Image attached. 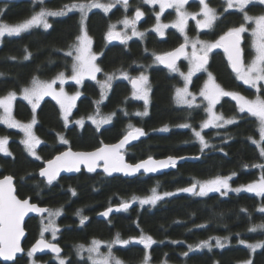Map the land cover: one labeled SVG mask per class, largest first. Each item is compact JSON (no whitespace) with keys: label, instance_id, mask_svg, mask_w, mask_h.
I'll list each match as a JSON object with an SVG mask.
<instances>
[{"label":"trees","instance_id":"16d2710c","mask_svg":"<svg viewBox=\"0 0 264 264\" xmlns=\"http://www.w3.org/2000/svg\"><path fill=\"white\" fill-rule=\"evenodd\" d=\"M74 2L84 3L87 0H44L43 5L37 0L0 3V23L17 24L39 12L41 7L56 11ZM206 2L216 10L218 19L211 28L200 32L190 22V36L198 35L202 39L215 41L229 29L244 23L243 13L238 10L225 11L224 0ZM129 7L126 11L120 4L108 13L93 10L88 14L86 29L92 38L93 50L98 55L97 62L102 75L97 80L85 79L81 84H66L68 93L80 94L69 116L70 124L67 123L66 127L57 101L50 96L40 101L35 111L34 132L42 141L37 147V155L41 159L37 160L25 150L21 143L24 139L22 131L0 123V138H8L7 147L11 153V156L0 154V177L12 175L15 178L19 197H30L33 202L53 211L61 210L56 221L59 231L54 243L63 248L60 256L69 264H92L87 259V252L78 255L77 246H87L93 240L108 243L117 234L125 240L142 234L151 236L156 243L147 250L150 264H241L249 259L252 264H264V247L257 248L254 252L246 247L247 244L264 243V230L249 231L253 225L264 223V213L257 211L264 203V197L246 191L229 190L226 195L211 192L206 196L178 191L197 181H208L217 176H231V189L259 180L264 174V168L253 165L264 164V157L260 156L259 148L249 139L260 140L256 118L247 113H239L237 102L231 97H223L216 106L217 111L227 119L235 118L236 122L221 128L202 130V136L209 147L201 151V144L195 137L194 130L199 131L206 119V106L179 105L175 98L176 89L183 86L184 80L179 73L161 67L154 61L153 55L169 52L183 42V35L173 28L168 29L163 37L150 30L155 22L154 12L143 5L147 15L138 29L144 35L132 38L126 44L108 41L106 33L109 25L119 28V21L125 16L132 17ZM188 9L198 11L199 2H190ZM245 11L250 16L261 15L264 13V6L259 3L250 4ZM172 18V11L163 16L164 20ZM49 21L51 27L48 29L34 27L20 36H6L2 39L0 97L11 91L21 94L22 88L30 86L33 77L51 81L61 72L65 76L72 75L73 57L66 56L65 53L80 34V13L50 16ZM249 40L247 36L242 39L244 60L252 55ZM29 53L30 58L24 59ZM178 66L183 72L187 71L184 59ZM207 70L226 91L237 92L248 99H254L256 95L264 97L263 83H260L261 90L257 93L256 89L237 79L222 48L211 52ZM123 72L132 77L141 73L148 77L150 95L147 108L143 100L132 97L134 90L130 80L121 74ZM106 74H112L114 78L111 87L104 91L102 97L97 81H104ZM206 78V73L195 75L192 90L198 92ZM145 110L146 115H137ZM33 115L31 104L17 97L13 104V116L16 120L29 123ZM109 115L112 116L111 121L101 124L99 128L89 120L90 117L99 120ZM79 120L83 121L82 125L76 123ZM183 124L191 127H179ZM129 125L143 128L146 133L141 141L125 151L129 161L168 156H191L197 159L185 161L177 169L161 176L140 175L130 179L82 170L74 176L56 179L50 185L40 178L39 170L44 163L61 151L67 148L77 151L93 150L102 143L117 142L131 130ZM165 126L168 131H160ZM61 135L68 141L67 144L60 142ZM153 188L158 193L174 195L164 196L154 206L141 205L139 200L132 202L133 197L148 196ZM73 190L75 195L72 194ZM122 202H129L131 206L106 219L98 217L103 210ZM78 211L80 215H77ZM81 216L88 218L83 225L80 223ZM42 218L33 217L26 222V249L40 238ZM51 236V233L44 234V239ZM225 237L228 238L226 241L223 239ZM213 238H221L225 247H216ZM241 240L245 244H241ZM201 241H210L213 247L210 250L202 248L188 251L189 245L195 246ZM105 249L108 251V248ZM112 251L122 264H142L146 250L140 244H117ZM185 252H188L187 256L183 255ZM36 258L46 264H59L53 255ZM12 264H28V258L23 256Z\"/></svg>","mask_w":264,"mask_h":264},{"label":"snow or ice","instance_id":"6c2138e0","mask_svg":"<svg viewBox=\"0 0 264 264\" xmlns=\"http://www.w3.org/2000/svg\"><path fill=\"white\" fill-rule=\"evenodd\" d=\"M40 5L44 4V0H37ZM146 4H159L160 12L156 14L157 23L154 27V31L163 35V29L167 27L176 28L182 34L185 33L187 22L189 18L195 19V13H189L185 10V5L189 0H142ZM259 3L264 5V0H226V9L235 8L239 12L243 13V21L240 26L233 27L219 36L214 42H204L200 40L191 41V53L186 51L189 44V39L185 35V43L181 44L174 51H170L164 54H155L154 61L164 65L170 72L179 73L181 78L184 80V87L176 89V102L178 104H187L192 107L195 97L188 90V84L191 81V77L201 71H206V64L208 62V53L212 49L222 48L227 54V58L232 70L236 73L237 79L243 81L244 84L251 86L256 89L257 93L260 92V82H264V13L259 16H250L246 7L250 4ZM116 4H121L125 10L129 7L128 0H112V2L104 3L101 0H87V2L80 3L74 2L69 5H64L60 10H48L41 7L39 12H35L28 19L17 23L15 25H9L7 23H0V40L4 37L20 36L22 33L28 32L34 27H43L48 29L51 25L48 23V17L65 16L68 12L73 10L79 11L80 13V34L75 38V42L70 45V50L65 53L66 56L73 57L72 62V75L71 79L77 84H80L86 77L92 80H96V74L101 72L102 69L95 63L97 56L92 51V38L89 36L85 21L87 19L89 11L92 9H101L104 13L111 11ZM199 4L202 5L201 14L203 19L197 20V26L202 29H208L213 26L214 21L218 19V14L216 10L211 8L206 0H199ZM166 8H174L176 11V20L171 25H165L160 23V15L164 12ZM2 15V13H0ZM143 12L137 8L135 11V16L133 18H125L119 23H122L125 27L131 28V36L142 37L144 33L139 32L136 29V23L143 16ZM254 25L251 27V37L252 43L251 47L254 49V58L247 64H244L242 58V49L240 47L242 34L249 31L247 25ZM115 25H109L108 32L106 33V39L108 41L119 40L121 43L126 44L131 36L126 32L121 33L115 31ZM200 45L198 48L197 45ZM27 51V50H26ZM30 53L24 57V59L30 58ZM184 57L189 61V71L187 74L180 72L177 66V60ZM125 79H129L133 86V95L138 99H143L145 103V108L148 104V77L141 73L138 77H130L126 72L121 73ZM114 76L112 74H106V79L104 81H97L101 88V96L103 97L104 91L111 87V81ZM57 81L61 85L65 83V75L63 72L59 73L57 77L53 78L51 81H41L37 77H33L30 86L22 88L21 95L22 98L28 101L32 106L33 119L26 124L16 121L12 116V102L16 99L17 93L14 91L9 92L5 97L0 98V108H3V114H0V123L6 124L9 128H19L24 134L25 138L21 141L24 144L25 150L30 156L35 157L37 160L41 159L37 153L36 148L42 143V141L34 134L33 126L36 124L35 111L40 104V101L46 96H50L57 101L60 105V109L63 114V119L65 121V127L68 123V116L71 109L75 106L74 102L80 95L76 93L75 95L68 96L63 87L57 90L54 85ZM200 96L207 101L205 111L208 114V118L202 123L201 129L208 127H223L227 124H233L236 122L235 118L225 119L222 114H217L214 109L215 106L220 102L222 97H231L237 102L236 106L239 113H247L251 117H255L258 122V129L260 133V140H252V143L259 148V153L261 157H264V97L261 95H256L254 99H248L245 96L237 93L226 91L212 77L211 73H208V81L205 83L204 87L200 91ZM192 97V99H188ZM99 103V101L97 102ZM144 113H137V115H146ZM93 122L97 125V128L101 124L109 123L112 116L109 115L102 119H96L91 117ZM77 124L83 123L82 120L76 121ZM179 127H191L188 124L179 125ZM131 129L123 138L115 144H101L100 147L96 148L91 152H73L71 150L61 152L56 155L53 159L45 162V167L40 169L39 175L45 177L47 183L50 185L53 181L57 179L62 171L67 172H79L80 166L85 165L88 172L96 171L97 167H103V171L111 175L114 172H122L125 175H133L135 173L143 170L144 172L151 173L156 172L159 169L176 167L177 159L168 157L165 160L156 161L149 157L147 160L136 163L135 165L128 164L125 162V157L123 155L122 149L131 140H136L141 136L146 135V133L139 128H133L129 125ZM160 131H168V127L160 129ZM195 137L199 140L201 144V151L204 148L209 147L208 143L205 141L204 137L201 135V131L194 130ZM59 140L62 144H67L68 141L61 135ZM8 138H0V153L11 156L8 151ZM245 167H248L245 165ZM253 167L264 168V164L253 165ZM235 175V173H233ZM229 177L217 176L214 179L192 183L189 187L179 189L178 191L190 192L199 196H206L211 192H220L222 195L226 192L224 190H231L235 192L246 191L248 193H254L256 196L264 197V174H262L259 180L249 183L245 186L239 188L231 189L229 185ZM197 186H199V191H196ZM152 194L144 198L133 197L132 202L139 200L141 205H155L157 201L163 199L164 196L174 195V193H164L163 196L159 195L155 188L151 190ZM75 195V191L72 192ZM129 202H122L115 210H127L130 207ZM258 212L264 213V203L257 209ZM113 212V208L109 207L103 213L102 216L108 217L109 214ZM29 213L43 214L47 213V217H43L41 220V231L40 238L36 243L27 251L26 255L31 258L37 252H42L45 249L50 250L52 253L56 254V259L59 264H69L68 261L60 257L61 249L57 244L51 243L44 239L45 232H51L52 238H56V234L59 228L56 225V217L61 215V210L57 209L55 211L51 209L41 208L38 205L31 203L30 198L20 199L16 194V188L14 186V177L11 175L4 176L0 179V258L4 261H14L18 253L23 252L21 247V238L24 236V230L22 227V222ZM80 215V212H77ZM44 219H47V223H44ZM88 218L81 216L80 223L83 225ZM257 229L264 230V223L253 225L249 228L250 232H255ZM216 241L215 246L219 248L225 247V244L221 242V238H213ZM225 241L227 237L223 238ZM137 243L143 245L146 250L143 258L142 264H150V255L147 250L151 248L156 241L149 235H140L139 237H130L129 239H121L120 235L117 234L116 237L108 242L107 253L100 252V246L102 244L99 240H93L91 245L85 248L84 245L77 246L78 255L82 252H87V259L92 262V264H122L120 259H118L112 248L114 245L128 246L130 244ZM177 243V242H174ZM241 244H245V241L241 240ZM213 247L210 241H201L199 244L193 246H188V251H194L196 249L208 248L209 250ZM246 247L251 251H255L257 248L264 247V243L257 242L255 244H247ZM187 256L188 252L183 253ZM34 264V262H33ZM242 264H252L251 259L242 262Z\"/></svg>","mask_w":264,"mask_h":264},{"label":"rangeland","instance_id":"374dc122","mask_svg":"<svg viewBox=\"0 0 264 264\" xmlns=\"http://www.w3.org/2000/svg\"><path fill=\"white\" fill-rule=\"evenodd\" d=\"M112 1V0H111ZM193 1H197V2H199V0H189V2L185 5V10L187 11V12H189V13H195V14H197L196 15V18L195 19H192V18H189L188 19V22H187V26H186V29H185V33H181L180 31V33L183 35V42L182 43H185V35L188 37V39H189V44H188V53H191V51H192V48H191V41H194V40H200V41H204V42H214V41H208V40H206V39H202V38H200L198 35L197 36H190L189 34H188V29H189V23L190 22H193L194 23V25H195V27H196V31L197 32H200V31H203V30H208V29H202V28H199L198 26H197V20H200V19H203V16H202V14H201V8H202V5H200L199 4V10L198 11H195V12H193V11H190L189 9H188V4L190 3V2H193ZM207 1V0H206ZM225 1V4H226V0H224ZM102 2V1H101ZM105 3V2H104ZM108 3V2H107ZM146 4V3H145ZM117 5H120V4H116L115 5V7L117 6ZM146 5H148V7H150L151 9H153V12H154V17H155V22H154V25L152 26V27H150V30H153L154 29V27H155V25H156V23H157V20H156V14L157 13H159L160 12V6H159V4L157 3V4H146ZM264 6V5H263ZM115 7H113V8H115ZM112 8V9H113ZM212 8V7H211ZM111 9V10H112ZM214 9V8H213ZM93 10H101V9H92L91 11H93ZM128 10V8L126 9V11ZM228 10H237V9H235V8H232V9H228ZM91 11H89V13L91 12ZM102 11V10H101ZM134 11H136V9L134 10ZM168 11H172V13H173V18L171 19V20H164L163 19V16L165 15V13H167ZM71 12H79V11H76V10H73V11H71ZM110 12V11H109ZM69 13V12H68ZM88 13V14H89ZM217 13V12H216ZM257 16H259V15H257ZM134 16H133V14H132V17H128V18H133ZM145 18V14L143 15V19ZM176 18H177V16H176V11H175V9L174 8H166L165 10H164V12L160 15V23L161 24H165V25H171L173 22H175V20H176ZM3 23V22H2ZM48 23L50 24V21H49V17H48ZM9 25H15V24H9ZM138 21H137V23H136V29L139 31V32H142L143 33V31L142 30H139L138 29ZM116 26V25H115ZM119 28L116 26L115 27V31H117V32H121V33H124V32H126L129 36H131V28H127V29H125V27H124V25L122 24V23H120L119 24ZM254 25H251V24H249V25H247V27L249 28V31H247V32H245V33H243L242 34V39L243 38H245L246 36H247V38L248 39H250L249 40V43H250V45H251V43H252V37H251V27H253ZM42 27V26H41ZM43 28V27H42ZM170 28H173V27H167V28H164L163 29V35H160L158 32H156L159 36H161V37H163V36H165V34H166V31L168 30V29H170ZM173 29H176V28H173ZM177 30V29H176ZM145 31V30H144ZM154 31V30H153ZM178 31V30H177ZM247 33V34H246ZM90 36V35H89ZM244 36V37H243ZM132 38H140V37H138V36H131V39ZM130 40V39H129ZM1 42H2V40H0V44H1ZM91 47H92V51H93V53H95L94 52V50H93V42H92V45H91ZM197 47L199 48L200 47V45L198 44L197 45ZM215 49H212V51H214ZM211 51V52H212ZM211 52H209L208 53V57H210V55H211ZM250 52L252 53V55L248 58V60H244V64L245 65H247L253 58H254V55H255V53H254V49L251 47V50H250ZM96 54V53H95ZM96 56H97V60H98V55L96 54ZM97 60L95 61V63L98 65V62H97ZM184 60H185V62H186V65H187V71L186 72H183V70L178 66V68H179V70H180V72H183V73H185V74H187V72L189 71V61L187 60V59H185L184 58ZM205 68H206V71H204V70H201V71H199V72H197V73H195L192 77H191V81H190V83L188 84V90H189V92L190 93H192L193 94V96L195 97V99H194V101H193V104H192V106H195V105H202V104H204L205 106H206V104H207V101H205L204 100V98L203 97H201L200 96V91H201V89L204 87V85H205V83L208 81V73H210L208 70H207V65L205 66ZM102 72H99V73H97L96 74V80L97 79H99L100 77H101V74ZM199 73H206V75H207V78H206V81H205V83H204V85L200 88V90L198 91V92H195L194 90H192V87H191V85H192V81H193V78H194V76L195 75H197V74H199ZM140 75V74H139ZM139 75H136V77H138ZM71 76H65V83L63 84V85H61L60 83H59V81H57V83H56V85H54V87L57 89V90H59V88L60 87H63L64 88V91H65V93L68 95V96H72V94H70V93H68L67 91H66V84H68V83H76L74 80H72L71 78H70ZM130 77H132V76H130ZM212 77L214 78V76H213V74H212ZM85 79H90V78H85ZM84 79V80H85ZM215 79V78H214ZM83 80V81H84ZM127 80H129V79H127ZM239 80V79H238ZM82 81V82H83ZM239 81H241V80H239ZM81 82V83H82ZM215 82H216V80H215ZM241 82H243V81H241ZM80 83V84H81ZM217 83V82H216ZM260 83H263L264 84V82H260ZM77 84V83H76ZM259 86V85H258ZM147 90H148V101H149V95H150V89H149V87H148V84H147ZM182 87H184V84H183V86ZM182 87H180V88H182ZM3 97H5V96H2V97H0V98H3ZM17 97H21L22 98V95L21 94H19V95H17L16 96V98ZM132 97L133 98H135V99H137V100H143V99H138V98H136L134 95H133V93H132ZM223 98V97H222ZM221 98V99H222ZM188 99H192V97H188ZM220 99V100H221ZM15 101V100H14ZM14 101L12 102V116H13V104H14ZM144 101V100H143ZM28 102V101H27ZM75 103H76V100H75V102H74V105H75ZM179 105H183V106H188L187 104H179ZM60 106V105H59ZM217 106V105H216ZM216 106H215V109H214V111L217 113V114H221L220 112H218L217 111V108H216ZM0 110H1V112H2V114H3V108H0ZM72 110H73V108L71 109V112H72ZM62 112V111H61ZM71 112H70V114H71ZM70 114H69V116H70ZM63 115V114H62ZM69 116H68V121H69ZM224 117V116H223ZM13 118L16 120V118L13 116ZM208 118V114H207V117H206V119ZM225 118V117H224ZM205 119V120H206ZM225 119H227V118H225ZM89 120L90 121H92L93 122V119H91V117L89 118ZM204 120V121H205ZM16 121H18V120H16ZM203 121V122H204ZM19 122V121H18ZM202 122V123H203ZM20 123H22V122H20ZM69 124H70V121L68 122ZM94 123V122H93ZM23 124H26V123H23ZM202 125V124H201ZM228 125V124H227ZM226 125H224L223 127H225ZM213 128H217V127H208V128H203V129H201V127H200V130L199 131H201L202 132V130H208V129H213ZM219 128H221V127H219ZM15 129H17V130H20V131H22L21 129H19V128H15ZM33 132H34V126H33ZM23 132V131H22ZM34 134H35V132H34ZM201 135H202V133H201ZM23 138H25V134H24V132H23ZM38 147V146H37ZM36 153H37V148H36ZM0 154H4V153H0ZM220 177H223V176H220ZM214 179V178H213ZM204 182V181H203ZM230 185V184H229ZM231 188V187H230ZM198 191H199V188H198ZM227 191H229V190H224V189H222V192H226V194H227ZM231 191V190H230ZM158 193V192H157ZM152 194V193H151ZM151 194H149L148 196H150ZM159 195H161V196H163V194L164 193H158ZM225 194V195H226ZM197 196H199V195H197ZM158 202V201H157ZM147 205V204H146ZM43 217H47V215H45V216H43ZM57 218L58 217H56V221H57ZM44 223L46 224L47 223V219H44ZM56 225H57V223H56ZM47 233H51V232H45L44 234H47ZM56 238H57V234H56ZM55 238V239H56ZM47 240H49V242H52V243H54V239L52 238V236L50 237V238H46ZM107 244L108 243H105V242H102V244H101V246H100V252L101 253H107V251H106V249L105 248H107ZM91 244H89V245H87V246H85V248H87L88 246H90ZM104 249V250H103ZM27 251H28V249H26ZM105 251V252H104ZM27 253V252H26ZM87 255H88V253H87ZM24 256H26L27 258H28V264H33V262H34V264H46L45 262H43V261H41V260H38L37 258H36V256H33V257H31V258H29L26 254L24 255ZM55 258L54 259H56V255H53ZM61 257V256H60ZM61 258H63V257H61ZM63 259H65V258H63ZM57 260V259H56ZM66 260V259H65ZM58 261V260H57ZM242 264V263H241Z\"/></svg>","mask_w":264,"mask_h":264},{"label":"water","instance_id":"95a60500","mask_svg":"<svg viewBox=\"0 0 264 264\" xmlns=\"http://www.w3.org/2000/svg\"><path fill=\"white\" fill-rule=\"evenodd\" d=\"M11 1H18V0H0V3H6V2H11ZM141 21H142V17H141V19L138 21V23H141ZM112 41H114V42H118L119 40H112ZM181 44H183V43H181ZM181 44H179V45H177L176 47H174L172 50H170V51H174L177 47H179ZM240 47H241V49H242V58H243V61H244V52H243V48H242V40H241V45H240ZM169 51V52H170ZM186 51L188 52V47L186 48ZM224 51V50H223ZM225 53V52H224ZM225 55H226V57H227V54L225 53ZM183 58L184 57H181L180 59H178L177 60V64L181 61V60H183ZM227 60H228V58H227ZM208 61H209V57H208ZM229 62V61H228ZM208 63V62H207ZM161 67H163V68H166L164 65H162V64H159ZM207 65V64H206ZM230 65V64H229ZM230 69H231V71H232V73L233 74H235L236 75V73L232 70V68H231V66H230ZM136 76H134L133 78H135ZM130 85H131V87L133 88V86H132V84H131V82H130ZM139 129H142L144 132H145V130L143 129V128H139ZM130 131V130H129ZM128 131V132H129ZM128 132H126V134L128 133ZM125 134V135H126ZM124 136V135H123ZM123 136L117 141V142H119L122 138H123ZM145 136V135H144ZM144 136H141V137H139L138 139H136V140H131L128 144H126L125 145V147H124V149H122V152H123V155H124V157H125V162L126 163H128V164H132V165H135L136 163H139V162H142V161H144V160H147V159H143V160H141V161H138V162H131V161H129L128 159H127V156H126V154H125V151L128 149V148H130V147H132V146H134V145H136L139 141H141L143 138H144ZM117 142H114V143H107V144H115V143H117ZM68 150H71V151H73V152H91V151H93V150H95V149H93V150H73V149H70V148H67V149H65V150H63V151H61V152H64V151H68ZM60 152V153H61ZM60 153H58V154H60ZM58 154H56V155H58ZM55 155V156H56ZM54 156V157H55ZM53 157V158H54ZM168 157H170V156H168ZM168 157H162V158H154V157H151L152 159H154V160H156V161H160V160H165V159H167ZM171 157H174V158H181V157H177V156H171ZM53 158H51V159H53ZM183 159H177V163H176V167H168V168H163V169H159V170H157L156 172H151V173H147V172H144L143 170H141L140 172H138V173H135V174H133V175H125L124 173H122V172H114V173H112L111 175H108V174H106L104 171H103V167H97V169H96V171H94V172H103L104 174H106V175H108V176H110V177H113V176H123V177H125V178H135V177H137V176H140V175H147V176H161V175H163V174H165V173H168V172H171V171H173V170H175V169H177V166L179 165V164H182V163H184L185 161H194V160H196L197 159V157H191V156H183L182 157ZM43 167H45V163H44V166ZM42 167V168H43ZM80 171L79 172H81L82 170H84V171H86V172H88L87 171V168H86V166L85 165H81L80 166ZM39 172H40V170H39ZM79 172H67V171H62L60 174H59V176L57 177V179H59V178H61V177H63V176H74V175H76V174H78ZM91 173V172H90ZM5 176H8V175H5ZM12 176V175H11ZM40 176V175H39ZM4 177V176H3ZM3 177H0V179H2ZM40 178H42L43 180H45L46 182H47V180H46V178L45 177H42V176H40ZM14 186H15V188H16V184H15V178H14ZM189 187V186H188ZM187 188V187H186ZM197 189H198V186H197ZM197 189H196V191H197ZM187 194H189V195H194V193H190V192H186ZM16 194H17V188H16ZM17 196H18V194H17ZM18 198H20V199H25V198H21V197H19L18 196ZM28 198H30V197H28ZM30 202L31 203H34V204H36V205H38L39 207H41V208H46V209H49V207H47V206H41V205H39L38 203H36V202H33L32 200H31V198H30ZM119 205H115V206H112L111 208H113V212H111L110 214H109V216L108 217H110L111 215H114V214H117L118 212H120V211H116L115 209L118 207ZM108 209V208H107ZM107 209H105V210H107ZM105 210H103L102 212H100L99 213V215H98V217L99 218H101V219H106V218H108V217H104V216H102L101 215V213H103ZM45 215H47V213H43V214H38V213H29L27 216H25V218H24V220H23V222H22V227H23V230H24V236L21 238V247H22V249H23V252H21V253H18L17 254V256H16V259L14 260V261H4L2 258H0V262H2L3 264H12V263H14L18 258H21V257H23L25 254H26V252H27V250H26V248L24 247V244H25V241H26V239H27V237H28V231H27V229H26V222L30 219V218H33V217H43V216H45ZM37 241V240H36ZM36 241L35 242H33L31 245H30V247H29V249L36 243ZM52 243V242H51ZM54 244H57L58 246H59V248L61 249V252H60V255L63 253V248L58 244V243H54ZM133 244H137V243H133ZM28 249V250H29ZM46 255H56L55 253H52L50 250H48V249H45L44 251H42V252H37V253H35L34 254V256H36V257H41V256H46Z\"/></svg>","mask_w":264,"mask_h":264},{"label":"flooded vegetation","instance_id":"af4514ba","mask_svg":"<svg viewBox=\"0 0 264 264\" xmlns=\"http://www.w3.org/2000/svg\"><path fill=\"white\" fill-rule=\"evenodd\" d=\"M132 1H134V3L135 4H133V2ZM128 3H129V6H131V7H129L130 8V10L132 11V14H133V16H135V9H137V8H139L142 12H143V14H145V17H146V10L142 7L143 5H146L145 3H143L142 2V0H128ZM139 5H141V7H139ZM146 6H148V5H146ZM129 10V9H128ZM145 19V18H144ZM142 20H143V16H142ZM142 22V21H141ZM138 24H141V23H138ZM184 59V58H183ZM209 59H210V57H209ZM181 62V61H180ZM179 62V63H180ZM178 63V64H179ZM208 63H209V61H208ZM208 63H207V65H208ZM177 64V65H178Z\"/></svg>","mask_w":264,"mask_h":264}]
</instances>
